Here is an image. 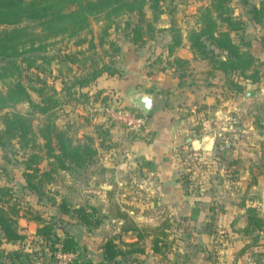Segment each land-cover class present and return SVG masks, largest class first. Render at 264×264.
I'll use <instances>...</instances> for the list:
<instances>
[{"label": "crops", "instance_id": "obj_1", "mask_svg": "<svg viewBox=\"0 0 264 264\" xmlns=\"http://www.w3.org/2000/svg\"><path fill=\"white\" fill-rule=\"evenodd\" d=\"M159 28L165 30L167 26L163 23ZM172 39L169 30H165L160 38L140 46L133 44L130 36L118 37L117 43L122 50V54L115 59L118 60L119 75L103 74L83 89L90 91V94L94 91L108 94L125 105L129 103L128 96L132 90L150 94L154 114L147 118L149 137L135 138L129 135L107 121L103 113L92 121H86L82 117L87 115L85 108H79L76 104L67 105L66 108L70 123H73V118L79 121L78 138L91 136L96 142L95 148L100 147L99 142L109 144V153H123L126 160L135 166L140 165L142 170L152 172L142 179L144 195L153 200L156 209L186 218L183 221L185 238L173 236L170 240L174 242L164 252L160 246L166 244L162 245L159 241L153 243L151 236L146 238L139 237L138 232H123L124 221L114 215L111 202L116 200L120 210L128 216L132 211L122 205L123 200L120 201L121 196L126 194L120 190L121 181L118 179L111 182L104 180L103 176L90 173L81 177L79 185H73L59 178L58 183L52 184L54 201L46 198L48 190H42L39 196L24 188L23 167L17 177L19 184L15 185L13 191L19 203L35 211L40 221L30 219L21 211L17 224L24 238L4 243L2 249L6 253L19 251L24 255L22 264H53L49 253L35 246L34 238L44 222L57 217L65 220V228L58 234L60 232V236L67 234L74 237L80 248L81 253L75 264L104 263L103 244L106 238L114 239L123 253L112 264H264V230L257 233L256 241H251L249 236L242 233L247 225V214L246 206L240 204L241 197L212 192L195 197L184 192L177 152L188 148L210 152V155L220 160L222 166L227 167V171L234 165L257 163L260 152L256 150V145L246 141L247 136L244 134L248 130L242 129L240 134L234 135L222 127L223 132L214 130L199 134L198 128L194 127L197 120H203L207 113L219 119L223 113L219 101L226 77L219 71L208 74V62L194 58L186 33L181 34L180 48L169 54L168 46L172 44ZM56 87L57 90L61 88L58 84ZM97 125L100 128L96 129ZM111 164L106 163L108 166ZM43 166L40 165L41 170H46ZM59 173L64 174L65 171ZM102 186L108 189H102ZM61 199L71 202L74 208L88 205L101 216L103 224L96 229H86L75 219L60 212ZM244 247L245 251L240 253ZM6 263L10 264L8 261ZM14 264L20 263L14 259Z\"/></svg>", "mask_w": 264, "mask_h": 264}, {"label": "trees", "instance_id": "obj_2", "mask_svg": "<svg viewBox=\"0 0 264 264\" xmlns=\"http://www.w3.org/2000/svg\"><path fill=\"white\" fill-rule=\"evenodd\" d=\"M164 1L166 0H0V26L6 27L0 31V57L3 60L8 59L0 69V80H9L6 90L0 91V148L16 140L27 149L22 173L25 189L41 196L44 179H50L58 171L66 172L73 167L82 168L92 163L96 150L91 144L72 145L67 132L56 128L51 122L43 123L35 132L32 124L34 114L43 115L65 104L75 105L76 102H71L75 100V96L77 94L82 96L81 90L87 88L97 78L103 74L108 76L119 74V70L114 67V60L119 55L120 48L110 38L112 16L123 12L135 14L137 20L129 35L131 42L140 46L147 38L153 37L155 30L153 24L145 19V4L150 3L149 8L155 16L153 19L155 21L157 14L162 13L159 11L162 7L160 2ZM224 1L211 0L210 10L220 14L224 10ZM253 13L256 22L260 23L258 9L254 8ZM224 21L228 24L226 26H233V29L237 24L226 17ZM93 22L97 24V31L91 29ZM32 24L39 29L38 32L31 26ZM129 25L127 23V26ZM56 38L67 39L75 51L66 48L59 58L48 55L45 57L48 59L47 64L58 59L59 63L75 65L76 72L70 77L58 68V75L55 76L51 68L41 69L32 61L28 68H34L39 74L35 76L38 87L25 86L19 80L18 67L11 59L19 56L20 52L44 50V45L41 44ZM172 40V44L168 46L169 54L180 48L181 35L173 32ZM261 40L264 44V35ZM187 41L194 58L208 62L210 66L208 74L219 71L225 77L237 76L236 82L240 81L238 76L249 80L250 83H255L259 79L254 57L243 51L241 46L232 40L229 31L222 30L213 18L192 29L187 35ZM36 43H39V47H35ZM91 51H100L98 57H89L87 54ZM106 58L108 61H105ZM88 61L89 65L86 64ZM42 72H45V80L39 78ZM46 79L51 82L59 80L60 90L46 82ZM31 93L38 94V103L32 101ZM56 95L63 98L62 102ZM20 103L29 104L30 109L27 113H12L6 110L9 104ZM43 160H47L46 170L40 168ZM262 174L264 175V172ZM17 199L19 200L7 188L0 186V264H7L6 261L14 264V259L22 264L23 254L19 251L6 253L2 249L4 243L24 238L17 224L21 211L30 219L40 221L35 211L30 207H23ZM59 209L63 215L75 219L88 230L96 229L102 224V220L96 217L95 210L91 207L72 208L65 199H61ZM246 214L247 225L242 233L249 236L251 241H256L257 233L264 230V221L254 207H246ZM61 229L62 219L53 217L37 229L36 236L48 244V250L51 252L54 244L59 242L65 252H76L78 245L74 237L67 234L60 236L58 230ZM142 231L137 229L139 237H144ZM152 239L153 243L158 242L159 235H154ZM113 240L106 238L103 244L105 262L102 264H112L117 256L123 255ZM244 251L245 247L240 253Z\"/></svg>", "mask_w": 264, "mask_h": 264}, {"label": "rangeland", "instance_id": "obj_3", "mask_svg": "<svg viewBox=\"0 0 264 264\" xmlns=\"http://www.w3.org/2000/svg\"><path fill=\"white\" fill-rule=\"evenodd\" d=\"M210 2L211 0H173L172 2L166 0L160 2L162 7L159 11H162V13L157 14L155 21L153 20L155 16L149 8L150 3L148 2L144 6L145 19L153 24L155 30L153 32V37L147 38L146 43L157 37L160 38L165 30L171 32L172 38L173 32H178L180 35L183 33L188 35L192 29L201 26L203 23L213 18L217 25H220L222 30L229 31L232 40L236 44H239L243 51H247L254 57L259 79L255 83H250L249 80L241 78V76H238L240 77L239 82H236L235 78L237 76L229 75L226 77L224 83L225 88L220 92L221 100L219 101V103H222L223 113L220 114L219 119L207 113L203 120H197L195 122L194 127L198 128L197 131L201 135L205 134V132H214V130L222 131V127L225 128L226 132H230L234 135L240 134L239 132L242 129L248 130L245 131L246 134H244L247 136L246 141L257 146L256 150L260 152L259 161L251 164L247 162L242 163L240 166L234 165L227 171V167L225 165H223V167L220 160L215 159L213 155L209 154L210 152L193 150L191 148L177 152V159L179 165L178 170L185 194L195 197H202L204 193L209 192L219 195L220 193L237 195L242 199L240 204L242 203V205L244 204L246 207H254L258 216L264 221V175L262 174V172H264V166L262 165L264 164V44L261 40L264 35V0H225L224 10L221 11L220 14H215L210 10ZM254 8L258 9V19L261 20L260 23H257L254 18ZM135 17L133 12L131 14L123 12L119 15H113L110 20L113 24L110 30V38L119 46V55L122 54V50L121 46L117 43V39L118 37L125 38L130 36L129 33L131 28L137 20ZM225 17L237 23L234 29L233 26H226L228 24L224 21ZM127 23L130 25L127 26ZM163 23L167 26L165 30L159 28V25ZM31 26L34 25L32 24ZM5 28V26H0V31ZM33 28L36 32L39 31L36 26ZM91 29L97 31L96 22H93ZM43 45L45 48L44 50L20 52L19 56L11 59L18 67L19 71L17 70V73L19 80L25 86L38 87L35 76L39 74H37L34 68H28V64L32 61L41 69L47 70L51 68L55 76L58 75V68L63 74L70 77L77 70L75 65L71 66L68 63H59V61L57 62L58 59L47 64L48 59L45 58L48 55L59 58L66 48H68L66 50L71 49V51H75V48L71 47V42L67 39H50L41 44V46ZM35 47H39V43H36ZM99 52L100 51H91L87 55L97 58ZM42 56L44 57L43 59L40 58ZM107 59L108 58H106L105 61H108ZM6 61H8V59L3 60L0 57V69L7 63ZM117 63L118 60H114V67H116V69ZM86 64L89 65V61ZM44 75L45 72H42L39 78L42 77L45 80ZM247 75H249V73H247ZM8 81L7 79L0 80V91L6 90ZM47 81L50 82V85L55 89H57L56 84H58V87H61V82L59 80L51 82L49 79H46V82ZM247 85L249 86L248 90ZM247 91L254 93V96L247 97ZM89 92L90 91L81 90L80 93H83L82 96L77 94L75 100L71 101L76 102L79 108L86 109L87 115L82 116L86 121H88V119L92 121L93 118H97L101 115V113H103L101 110L102 106L113 99V97L108 94L102 95L97 91L90 94ZM50 93L51 92H49V94ZM31 98L34 103L39 102L37 93H31ZM56 98L60 102L63 100L59 95H56ZM126 105L133 107L129 103ZM66 106L67 104L62 105L43 115L40 113L34 114L32 122L33 130L37 132L43 123L51 122L56 128L67 132L72 145L87 143L95 148L96 142L91 136L84 135L82 138L77 137V132L80 129V125L78 124L79 121L73 118V123H70L71 120H69V113L67 112ZM29 109L28 103H20L14 105L9 104L6 110L12 113L25 114ZM206 121L209 123L206 124L204 129V123ZM98 127L99 125L95 128L97 129ZM102 134L103 133L100 134V137H102ZM217 138L220 137L217 136ZM99 144L100 147L95 148L96 155L92 161L94 164L91 163L82 168L73 167L64 174H60L61 172L59 173L58 171L54 173L50 179L47 180L46 178L43 180L44 182L41 185V189L48 190V194L45 195L46 198H49L48 200L55 199L53 196L54 191L51 189H53L54 186H52V184L56 181L58 183L59 178L62 179V181L68 180L73 185H79L81 177L89 175L90 173H95L100 175V177L103 176L104 180H111V182L113 179H118L121 181L120 190H123L126 194L121 196L120 201L123 200L121 202L122 205L125 206L126 209L132 211L128 216L127 213L120 210L116 200H112L113 202H111V210L114 215L124 221L122 226L123 232H127V229L135 233L137 229H142L143 235L146 236V238L159 235V243H162V245L163 243L166 244L164 247L160 246L161 250L167 252L170 245L174 242V240L172 242L170 240L173 236H178L180 239L185 238V234H183L185 233L183 221H185L186 218L168 213L160 208L156 209L153 206V200L144 195L145 187L142 179L147 176L148 173L150 174L152 172L146 169L142 170L140 165L135 166L131 161L126 160L127 158L123 153L120 155L109 153L108 150L111 148V145L100 142ZM26 155L27 149L23 148L22 144L16 140L0 148V186H4L15 196L16 193L13 190L15 189V185L18 186L19 184L17 177L24 167L23 161H25ZM94 160H96V163ZM107 162H111L112 164L108 166L106 165ZM40 164L48 168L47 160H43ZM54 201H56V199ZM213 203H216L215 200H213ZM68 204L72 207L71 202H68ZM216 204L220 206L219 203ZM85 207L89 206L85 205ZM95 215L102 220L103 224L104 220L101 216L97 213ZM64 221L65 220H62V231L65 228L63 225V223H65ZM178 224H180V226H178ZM77 248L76 253L78 258L81 251L79 246Z\"/></svg>", "mask_w": 264, "mask_h": 264}, {"label": "built area", "instance_id": "obj_4", "mask_svg": "<svg viewBox=\"0 0 264 264\" xmlns=\"http://www.w3.org/2000/svg\"><path fill=\"white\" fill-rule=\"evenodd\" d=\"M101 110L107 121L124 129L129 135L135 138L149 137L147 118L143 117L134 107L123 104L118 98H113L103 105ZM208 123V121L204 123V129ZM34 241L36 244L35 246H37L38 249H45L49 253L53 264L76 263L77 253L65 252L63 250V245L60 242L54 244L51 252L48 250V244H46L40 237L36 236Z\"/></svg>", "mask_w": 264, "mask_h": 264}, {"label": "water", "instance_id": "obj_5", "mask_svg": "<svg viewBox=\"0 0 264 264\" xmlns=\"http://www.w3.org/2000/svg\"><path fill=\"white\" fill-rule=\"evenodd\" d=\"M249 86L247 85V90ZM247 97H253L254 93L247 91ZM128 102L132 105L143 117H152L154 112L152 110V96L143 91L132 90L129 92ZM213 140L211 139L210 145H212ZM102 189H108L107 186H102Z\"/></svg>", "mask_w": 264, "mask_h": 264}]
</instances>
